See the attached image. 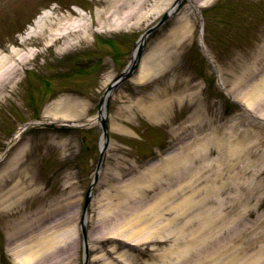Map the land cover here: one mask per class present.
<instances>
[{"label": "rangeland", "instance_id": "374dc122", "mask_svg": "<svg viewBox=\"0 0 264 264\" xmlns=\"http://www.w3.org/2000/svg\"><path fill=\"white\" fill-rule=\"evenodd\" d=\"M173 1L159 0L154 5V0H150L137 17L124 26L126 29L111 30L114 21L105 22L104 15H98L105 0H0V50H15L27 57V63L17 67L14 79L4 84L0 98V154L23 123L36 122L42 115L77 125L94 118L103 92L126 66L139 35L154 24ZM74 4L85 10L76 9ZM194 6L202 13L198 15ZM49 10L60 18V24L75 27L71 35L58 39L50 47L46 46L48 31L26 39L34 20ZM188 28L189 43L183 51L177 50L182 44V41L178 42L180 36L176 38L180 32L171 36ZM64 41L70 45L65 46ZM148 42L139 69L131 80L115 89L108 102L113 133L88 208L89 264L106 261L146 264L149 253L163 252L179 237L176 233L166 239H142L136 241L137 248L123 247L108 234L124 220V209L120 208V218L113 211L114 199L109 196L111 188L135 180L136 177L130 174L135 175L138 167H144L138 162L152 150V145L161 148L160 142L168 143L176 134L189 129V125L212 120L216 113L237 105L232 99L236 94L229 91L235 73L249 70L252 81L264 74V0H185L179 11L154 32ZM60 48L62 50L57 52ZM76 56L87 60L85 65L79 66L80 70L74 65ZM177 65L180 72H189V101L182 96L183 99L170 105L167 111L163 109L165 117L153 123L151 127L156 128L150 132L137 107H145L151 99L161 100L166 107L173 96L169 82ZM144 70L151 72L140 80ZM262 98L256 100L253 113L263 116ZM146 115L144 113L142 117ZM120 123L133 127L135 133L131 130L128 136L117 134L114 128ZM240 126L236 127V132L248 130L247 126ZM33 129L35 131L30 135H22L28 144L22 146L26 151L20 153L21 159L32 161V168L27 169L26 174L17 170L19 193L15 202L18 204L11 209L0 208V237L8 238L26 229L29 236L59 234L54 244L56 254L44 264H83L82 245L74 224L80 217L84 196L96 170L101 131L97 126H86L78 129L82 132L65 131L55 136L44 125ZM231 134L229 138L234 140ZM250 136L246 140L250 155L244 154L237 164L231 166L234 162L229 160L227 165H216L215 150L207 148L208 161L204 162L209 168L192 164L193 168L189 170V176L196 175L190 182L194 185L205 184L215 174V168L222 171V182L236 177L246 178L254 185L253 197L242 208L241 216L236 222L226 223L225 229L216 233L221 242L217 247L236 237L241 238L235 241L232 251L211 260L209 255L213 252L207 254L201 243H197L198 246L195 243V251L175 258L173 264H201L204 258L209 261L207 264H264V140L260 136ZM14 142L20 148L21 143ZM147 144L150 150L145 148L149 147ZM129 169L131 171L125 175L124 171ZM10 174L12 170L6 175ZM21 178L31 182L36 192L23 193L27 184ZM11 180L2 191L15 185L13 175ZM227 194L232 195V192L227 191ZM228 200L224 201L226 205L230 204ZM135 204H129L131 210L137 209ZM109 213L111 216L107 215ZM11 215L14 221L16 216L20 217L13 226H10ZM144 235L148 234L145 232ZM119 254L123 260L117 258Z\"/></svg>", "mask_w": 264, "mask_h": 264}, {"label": "bare ground", "instance_id": "6f19581e", "mask_svg": "<svg viewBox=\"0 0 264 264\" xmlns=\"http://www.w3.org/2000/svg\"><path fill=\"white\" fill-rule=\"evenodd\" d=\"M149 1L105 0L106 4L98 12V15L103 14L105 22L111 23L114 21L112 25H118V28L122 29L130 20L136 18L142 12ZM60 21V18L46 11L29 27L27 37H32L31 35L39 36L44 31H48V45H50L59 37L62 38L66 31L71 33L75 29L71 24H60ZM57 25L61 26L58 29H53ZM179 36L178 42L180 43L182 41V43L186 44L185 31L181 30L176 38ZM64 43L67 45L68 42L64 41ZM181 48H183V44ZM11 54L8 57L0 55V94L3 93L2 84L7 81H12L15 77L17 65H21L25 61L24 56L18 55L19 58H14L13 53ZM150 72L144 70L143 75L139 77L140 80H144V76L146 74L149 75ZM251 75L249 70L246 73L238 71L232 76V82L229 85L230 92L234 95L236 94V99L244 100L241 102H244L247 108L253 106L256 100H261L264 97V75L258 77L256 81H252ZM173 84L174 82L169 83L170 90L177 88ZM243 89L247 90L242 93ZM104 108L103 105L101 115L104 113ZM144 110L149 113V118L154 121L160 120L163 117L159 114L160 112L157 111V108L154 109L151 107V109H148V107H144ZM98 123L99 121L97 119H93L86 125H95ZM200 124L201 122L194 124V126L193 124L189 125L191 127L186 132L193 133V131L201 127L199 126ZM207 134L211 133L194 135L191 141H184L183 137L180 138V135L175 139L178 141L180 138L177 147L167 153L160 160V164L147 169L145 172L147 173L146 177L142 175L134 181L132 179V181L129 180L126 185L120 183L111 188L112 193L109 196L114 199L112 205L113 211L120 218V215L122 217L121 209H124V220L122 224L121 222L118 224L116 230L109 232V235L135 242L142 239L143 241H147L155 237L166 239L172 234H179V237L173 240L171 247L166 248L161 253L151 254L146 264H173L174 262L172 261L175 258L186 255L189 251H195V243L197 246V243L199 245L201 243L207 254L213 252L209 255L210 260L216 259V257H222L223 253L232 251L231 249L234 248L235 241L241 238L236 237L232 241L224 243L223 246L217 247V244H221V242L218 241L219 239L216 233L221 229H225L226 223L231 221L236 222V218L240 217L243 212V206L247 205L252 197L250 190L252 186L249 184V181L247 179L236 178L234 182L224 181L216 184V181L219 179L218 175L221 174L218 172L215 178L208 179L204 185H193L190 182L196 175L192 173L189 176V170L193 168L192 164H199L202 168H209L204 162V160H207V148L216 150L218 157L222 161L232 159L239 161L244 154L249 152H246V147L244 146L246 138L240 135V137L235 139V142H232L225 134L223 137L208 135L209 139L206 140ZM16 137L15 134L11 142ZM102 143L103 140L101 139L100 147ZM17 162L18 158L13 159L7 166L13 168ZM8 169L0 170V180L2 176L4 177L0 181V191L2 192L0 193V208L3 209L13 208L17 204L15 199L19 193L16 184L7 191H2L12 181L10 177H12L13 173L9 177L5 175ZM215 170L217 169L215 168ZM1 183L5 185H1ZM152 188L156 189V193L154 192L152 195H148ZM227 190L235 191L234 194H237V197L233 198V202L228 205L219 201V197ZM129 204H135L137 209L131 210ZM112 207L110 206V209ZM107 215L111 216L110 213ZM193 224L194 226H192ZM145 232L148 235L145 236ZM245 232L247 231L245 230ZM58 239L59 234L51 236L46 234L44 236L38 234L32 235L26 242V248L23 249L22 256L16 252L15 246L12 245L9 248L11 251L8 254L10 257L14 255L13 262L17 264H44L56 254L54 244H56ZM24 241L22 240L23 244ZM239 249L236 251L238 252ZM117 258L123 260L121 254ZM208 262L206 258L201 259V264H207ZM221 262L223 261L221 260ZM193 263L198 264L197 262ZM103 264H112V262L106 261Z\"/></svg>", "mask_w": 264, "mask_h": 264}]
</instances>
